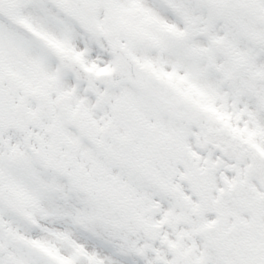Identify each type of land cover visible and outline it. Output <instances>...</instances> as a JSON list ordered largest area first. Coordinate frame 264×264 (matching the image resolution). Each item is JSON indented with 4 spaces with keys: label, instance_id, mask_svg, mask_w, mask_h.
Returning <instances> with one entry per match:
<instances>
[{
    "label": "snow or ice",
    "instance_id": "6c2138e0",
    "mask_svg": "<svg viewBox=\"0 0 264 264\" xmlns=\"http://www.w3.org/2000/svg\"><path fill=\"white\" fill-rule=\"evenodd\" d=\"M0 264H264V0H0Z\"/></svg>",
    "mask_w": 264,
    "mask_h": 264
}]
</instances>
